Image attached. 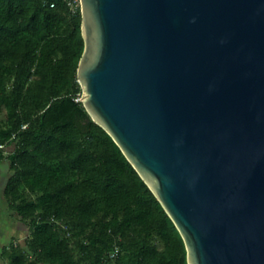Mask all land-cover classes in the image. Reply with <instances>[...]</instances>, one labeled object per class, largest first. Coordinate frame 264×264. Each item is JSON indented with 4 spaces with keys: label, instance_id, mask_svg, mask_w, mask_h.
<instances>
[{
    "label": "water",
    "instance_id": "95a60500",
    "mask_svg": "<svg viewBox=\"0 0 264 264\" xmlns=\"http://www.w3.org/2000/svg\"><path fill=\"white\" fill-rule=\"evenodd\" d=\"M79 3V100L187 264H264V0Z\"/></svg>",
    "mask_w": 264,
    "mask_h": 264
},
{
    "label": "trees",
    "instance_id": "16d2710c",
    "mask_svg": "<svg viewBox=\"0 0 264 264\" xmlns=\"http://www.w3.org/2000/svg\"><path fill=\"white\" fill-rule=\"evenodd\" d=\"M80 26L63 0H0L3 196L30 230L7 264H187L175 225L79 100Z\"/></svg>",
    "mask_w": 264,
    "mask_h": 264
},
{
    "label": "rangeland",
    "instance_id": "374dc122",
    "mask_svg": "<svg viewBox=\"0 0 264 264\" xmlns=\"http://www.w3.org/2000/svg\"><path fill=\"white\" fill-rule=\"evenodd\" d=\"M79 87V98H81L83 90L80 84ZM5 118V110L0 111V121H4ZM4 150V155L7 156L12 151V146L5 147ZM11 172L8 158L0 161V264H7V253L11 246L27 250V240L30 233L29 223L21 221L18 216L12 214L6 207L3 189L6 179ZM124 256L123 253L121 257L124 258Z\"/></svg>",
    "mask_w": 264,
    "mask_h": 264
},
{
    "label": "built area",
    "instance_id": "2783aa9c",
    "mask_svg": "<svg viewBox=\"0 0 264 264\" xmlns=\"http://www.w3.org/2000/svg\"><path fill=\"white\" fill-rule=\"evenodd\" d=\"M66 4V6L68 7V10L70 13H75L77 11V9H80V3L79 0H63ZM50 6H53V4H50ZM25 127V126H23ZM120 250L117 246V244L112 245L106 252V258L111 261L114 262L118 256H119ZM123 253H121L122 255ZM122 258V257H121Z\"/></svg>",
    "mask_w": 264,
    "mask_h": 264
}]
</instances>
